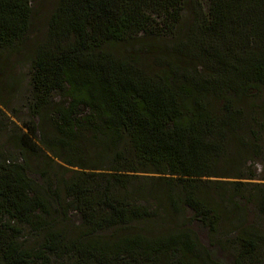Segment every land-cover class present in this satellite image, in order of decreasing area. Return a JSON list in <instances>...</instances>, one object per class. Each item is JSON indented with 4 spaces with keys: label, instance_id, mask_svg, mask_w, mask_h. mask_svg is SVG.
I'll list each match as a JSON object with an SVG mask.
<instances>
[{
    "label": "trees",
    "instance_id": "trees-1",
    "mask_svg": "<svg viewBox=\"0 0 264 264\" xmlns=\"http://www.w3.org/2000/svg\"><path fill=\"white\" fill-rule=\"evenodd\" d=\"M184 6L56 1L28 63L34 122L0 157V264H211L223 248L244 264L264 253V184L253 182L264 181V0H206L192 15L198 37L177 32ZM31 15V0H0V54L22 50ZM36 157L64 174L34 169ZM24 229L39 247L18 241Z\"/></svg>",
    "mask_w": 264,
    "mask_h": 264
},
{
    "label": "rangeland",
    "instance_id": "rangeland-1",
    "mask_svg": "<svg viewBox=\"0 0 264 264\" xmlns=\"http://www.w3.org/2000/svg\"><path fill=\"white\" fill-rule=\"evenodd\" d=\"M56 1L57 0H31V25L28 33V38L22 46V50L14 54H8L7 52H2L0 54V100L8 107V109H4L0 104L1 158H4L6 154H12L11 149L7 146V141L12 136L17 137L21 134V132L24 131L21 124H30L34 122L33 120L28 119L26 110L27 104L30 101V88L28 86L27 78L28 63L34 44L40 42L44 37L46 21ZM206 9V0H185L184 12L177 32L181 33L182 31H184V33L186 34L189 30L192 29L193 33H195L196 37H198L199 35L197 34V30L192 22V15L196 14L202 16L206 13ZM166 39L168 38H158L156 41L151 42H153V44L155 43V46H159L160 49L164 48L169 51L173 47L174 43ZM163 44H165L166 47H163ZM136 45L137 44L134 43V46H132L131 49L135 50ZM129 47L130 46L123 44L121 46H118V50L129 52ZM155 48L158 49V47ZM249 50L253 51V49H251V46ZM158 54L159 51H157L156 49L147 52L144 55V58L146 59L145 61L152 64L154 57H157ZM196 63L197 64H195V66H200L198 62ZM53 162L57 165H61V167L63 168H67L57 160H53ZM30 165L34 166V169H38V171L41 170L45 165H48L52 171L64 174L62 170L55 167L54 164L47 162V160L42 157L31 159ZM254 166L257 169L259 178H264V161H256ZM253 182L262 185L264 184V181L259 180ZM36 184L39 187H43V184H41V182L37 179ZM251 219V215L247 217V221H250ZM71 221L76 224L77 218H71ZM220 229L221 232H229L230 227L228 224H225ZM261 229L264 231V222L261 223ZM18 241L25 242V245L29 248H32V250L39 247L38 245L37 247H35L39 242V238L29 235V233L25 229ZM256 258L257 259L253 258L250 261L245 262L244 264H264V253L259 252ZM212 263L234 264L231 260L228 248H223V251L215 250L214 258H212Z\"/></svg>",
    "mask_w": 264,
    "mask_h": 264
}]
</instances>
